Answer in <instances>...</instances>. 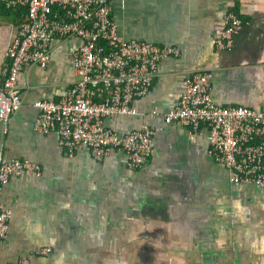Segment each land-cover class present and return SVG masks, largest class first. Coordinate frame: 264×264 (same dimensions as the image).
<instances>
[{
	"label": "crops",
	"instance_id": "1",
	"mask_svg": "<svg viewBox=\"0 0 264 264\" xmlns=\"http://www.w3.org/2000/svg\"><path fill=\"white\" fill-rule=\"evenodd\" d=\"M110 6L123 38L180 50L158 62L135 114L104 119L120 132L151 126V152L129 168L121 151L96 159L79 144L69 154L56 130L34 128L33 101L57 99L76 77L72 52L80 40L55 38L45 66L28 64L18 73L20 104L5 132L0 123L1 153L40 168L38 176H11L1 186L10 216L0 264L21 258L28 264H264V186L230 183L207 154L204 129L193 132L161 116L194 70L211 73L214 102L264 107V0H110ZM227 10L242 25L231 45L219 49L215 39ZM20 15L0 10V79Z\"/></svg>",
	"mask_w": 264,
	"mask_h": 264
},
{
	"label": "built area",
	"instance_id": "2",
	"mask_svg": "<svg viewBox=\"0 0 264 264\" xmlns=\"http://www.w3.org/2000/svg\"><path fill=\"white\" fill-rule=\"evenodd\" d=\"M5 8L25 7L24 19L5 47L0 79V123L6 131L11 113L20 104L17 76L28 64L45 66L55 38L76 37L72 52L75 79L57 99L33 101L34 128L56 130L58 142L70 154L79 145L101 159L121 151L129 168L141 166L152 149L149 125L117 131L105 118L136 113L134 102L151 86L158 62L177 56L179 48L143 39H125L111 15L110 0H0ZM224 26L215 39L219 49L231 45L242 19L224 13ZM211 73L191 71L182 81L177 103L161 113L164 122H178L193 132L205 130L207 154L222 165L232 184L264 186V107L218 104L211 97ZM155 113V110H151ZM39 165L28 159L6 158L0 151V190L11 177L38 176ZM10 209L0 198V241L6 234ZM45 248L43 251H46ZM19 264H28L21 258Z\"/></svg>",
	"mask_w": 264,
	"mask_h": 264
},
{
	"label": "trees",
	"instance_id": "3",
	"mask_svg": "<svg viewBox=\"0 0 264 264\" xmlns=\"http://www.w3.org/2000/svg\"><path fill=\"white\" fill-rule=\"evenodd\" d=\"M1 9H6V10H10V9H14L15 11H17V14L20 15V13L22 14L21 17H19V21L20 20H23L24 19V15H25V7L24 6H16V7H13V8H5L2 4H0V10Z\"/></svg>",
	"mask_w": 264,
	"mask_h": 264
}]
</instances>
